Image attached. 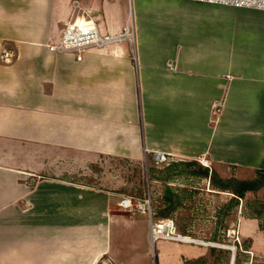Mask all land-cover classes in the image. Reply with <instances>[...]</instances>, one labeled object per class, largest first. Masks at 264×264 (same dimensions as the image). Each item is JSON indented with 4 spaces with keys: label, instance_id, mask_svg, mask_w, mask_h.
Instances as JSON below:
<instances>
[{
    "label": "crops",
    "instance_id": "1",
    "mask_svg": "<svg viewBox=\"0 0 264 264\" xmlns=\"http://www.w3.org/2000/svg\"><path fill=\"white\" fill-rule=\"evenodd\" d=\"M74 1L103 34L132 25L134 36L83 61L51 52L82 13ZM131 145L207 158L225 177L264 171V10L0 0V264H150L149 217L122 210L120 192L70 181L58 158Z\"/></svg>",
    "mask_w": 264,
    "mask_h": 264
},
{
    "label": "rangeland",
    "instance_id": "2",
    "mask_svg": "<svg viewBox=\"0 0 264 264\" xmlns=\"http://www.w3.org/2000/svg\"><path fill=\"white\" fill-rule=\"evenodd\" d=\"M14 58L13 53L7 61ZM63 154L58 156L62 175L70 181L117 191L124 197L142 198L150 194L155 215L167 210V215L154 217V222L172 218L179 233L197 240L152 241L149 237L150 264H231L232 252L226 246L234 244L238 246L236 264L252 262L250 254L244 251L252 253L253 264H264V175L255 173L249 178L263 180V184L239 199L232 192L233 180H246L244 174L238 178L232 172L225 177L227 171L215 169L211 163L206 167L198 160L170 158L156 164L151 156H144L141 147L133 145L109 155L77 158ZM203 167L209 168L210 174L213 171L212 181L202 173ZM201 240L217 245H202L198 242ZM161 242L169 246L167 256L161 253Z\"/></svg>",
    "mask_w": 264,
    "mask_h": 264
},
{
    "label": "built area",
    "instance_id": "3",
    "mask_svg": "<svg viewBox=\"0 0 264 264\" xmlns=\"http://www.w3.org/2000/svg\"><path fill=\"white\" fill-rule=\"evenodd\" d=\"M199 2L222 4L234 7L256 8L264 10V0H194ZM74 10H81L82 13L77 14L70 19L64 28L60 41L57 44H50L49 50L55 54H73L77 61H83L85 53L92 49H102L106 46L120 42L124 39H130L134 36L133 30L128 26L121 34L118 35H105L103 34L96 21L89 16V14L82 10L77 1L73 2ZM170 156L164 152H156L153 160L156 164L166 163ZM202 165L210 167V160L201 158L198 160ZM119 207L122 210L139 212L146 214L149 217L151 224V238L152 241L156 239L171 240L176 242L195 243L188 235H183L177 231L176 224L172 218L154 222V208L150 194H146L142 198H134L125 196L119 202ZM237 240L240 242L239 238ZM202 245L216 246V243L198 241ZM232 252L231 264H236L238 255V246H226ZM250 254V260L253 262V256L250 251H244ZM251 261L247 264H253Z\"/></svg>",
    "mask_w": 264,
    "mask_h": 264
},
{
    "label": "trees",
    "instance_id": "4",
    "mask_svg": "<svg viewBox=\"0 0 264 264\" xmlns=\"http://www.w3.org/2000/svg\"><path fill=\"white\" fill-rule=\"evenodd\" d=\"M190 161H192V160H190ZM202 173L205 175V177H209L210 180L212 181L213 171L210 174L209 173V168H204L203 167L202 168ZM256 173L258 175H260V176L264 175V171H257ZM233 181L235 182V188H233L232 192L234 193V196L239 198V199L240 198L241 199L244 198L245 194L248 191L256 190V189L260 188L262 186V184H263V180L259 181L258 179H254V180H238V179H235ZM225 188H227V186ZM166 212H167V210L164 213H158V215H157V212H156V215L154 217L155 218L156 217H164L165 215H167ZM161 220H165V218L157 220V221H161Z\"/></svg>",
    "mask_w": 264,
    "mask_h": 264
},
{
    "label": "bare ground",
    "instance_id": "5",
    "mask_svg": "<svg viewBox=\"0 0 264 264\" xmlns=\"http://www.w3.org/2000/svg\"><path fill=\"white\" fill-rule=\"evenodd\" d=\"M189 239H191V238H189Z\"/></svg>",
    "mask_w": 264,
    "mask_h": 264
}]
</instances>
